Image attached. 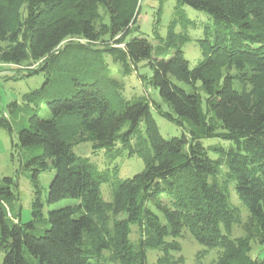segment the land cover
Listing matches in <instances>:
<instances>
[{"label": "trees", "instance_id": "1", "mask_svg": "<svg viewBox=\"0 0 264 264\" xmlns=\"http://www.w3.org/2000/svg\"><path fill=\"white\" fill-rule=\"evenodd\" d=\"M141 6L142 0H0V62L27 63L28 75L47 76L24 96L37 108L18 133L21 146L42 147L30 160L33 216L43 217L39 175L52 168L47 202L79 201L50 210L48 227L36 234L34 221L19 219L18 185L5 177L2 264H148L149 249L165 255L180 250L185 230L222 250L216 264H264V257L250 256L253 239L264 245V0H176L172 29L192 22L184 6L213 18L194 67L175 41L167 39L154 56L150 40L134 35ZM108 56L124 76L145 62L152 71L146 82L162 101L128 99L124 83L105 68ZM40 99L50 118L38 115ZM154 111L180 126L182 135L165 138ZM0 127L12 131L6 117ZM212 138L229 145L205 146L203 139ZM81 142L112 160L129 150L144 169L114 181L106 200L101 188L109 173L75 153ZM209 151L221 154L213 158ZM232 185L249 213L244 237L232 236L242 222Z\"/></svg>", "mask_w": 264, "mask_h": 264}, {"label": "rangeland", "instance_id": "2", "mask_svg": "<svg viewBox=\"0 0 264 264\" xmlns=\"http://www.w3.org/2000/svg\"><path fill=\"white\" fill-rule=\"evenodd\" d=\"M175 2L176 0H142L141 12L137 21L140 30L134 32V35H141L150 40L154 45V56H156L158 48L164 45L167 39L175 41L182 47L184 57L194 67L203 58L199 39L204 38L206 27L212 29L213 18L203 10L184 6L187 16L192 22H186L185 25L179 21L172 29L170 28V23L175 18L173 13ZM161 7L162 10L159 9ZM160 13L162 14L161 18L158 16ZM175 50L176 48L173 47L172 53ZM106 62V70L124 83L123 91L128 99L146 95L150 99L162 101L159 91L146 82L152 71L145 65V62L140 64L137 73L134 72L126 76L121 74L120 64L113 62L111 57L108 56ZM27 68V63L17 65L0 62V117H6L12 124L11 132L0 127V184H3L5 177L14 179L18 185L16 194L18 195L17 202L20 209L19 219L22 223L34 221L32 231L36 234H42L48 227L50 210L77 205L79 201L73 198H66L52 204L47 202L49 186L55 175V170L52 168L39 175L44 203L42 209L43 217L35 218L33 216L34 188L31 175L34 165L30 164V160L42 151V147L21 146L18 133L23 127L28 125L33 110L37 108L36 102L28 103L24 100V96L41 88L47 76L45 73L28 75L29 70ZM40 100L38 101V115L42 118H50L52 116L51 111L45 101ZM154 116L161 134L165 138L182 135L183 130L180 126L167 120L157 111H154ZM219 142L225 147L229 145L228 142L217 138L203 139L205 146ZM74 151L77 155L89 158L100 171L109 173L110 180L104 183L101 188L102 196L106 200L112 199V183L114 181L132 177L142 171L145 166L144 161L136 154L130 155L129 150L115 160H112L104 151H94L90 142L77 144L74 147ZM220 154L219 151H209V155L213 158H218ZM226 171L227 166L223 164L221 167V178L224 179ZM231 202L240 207L242 214V222L233 226L232 236L244 237L246 236L245 225L249 220V213L236 194L234 185L231 186ZM131 227V239L137 241L140 237L138 227L134 224ZM178 240L181 244L180 250L171 251L167 255L157 250L149 249L147 252L148 264H216L222 252L220 248H208L200 244L186 230ZM106 254L109 255L108 252ZM250 256L254 259L264 257V245L259 243L257 239L252 240ZM28 257L32 258L30 255ZM3 258L4 252L0 251V264H2ZM160 260H163V262L161 263ZM108 264L115 263L111 262Z\"/></svg>", "mask_w": 264, "mask_h": 264}]
</instances>
